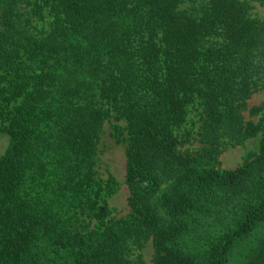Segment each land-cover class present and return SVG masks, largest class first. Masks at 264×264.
<instances>
[{
	"label": "trees",
	"instance_id": "trees-1",
	"mask_svg": "<svg viewBox=\"0 0 264 264\" xmlns=\"http://www.w3.org/2000/svg\"><path fill=\"white\" fill-rule=\"evenodd\" d=\"M250 2L264 6L0 0V264H147L133 256L147 241L152 264H264V117L249 119L264 105L248 108L264 21ZM107 122L125 144L121 217L119 183L99 173Z\"/></svg>",
	"mask_w": 264,
	"mask_h": 264
},
{
	"label": "rangeland",
	"instance_id": "rangeland-1",
	"mask_svg": "<svg viewBox=\"0 0 264 264\" xmlns=\"http://www.w3.org/2000/svg\"><path fill=\"white\" fill-rule=\"evenodd\" d=\"M204 0H199L203 2ZM189 4H185L183 7H188ZM251 10L250 15L254 18L264 21V6L258 2H250ZM39 27H47L48 23L38 22ZM264 105V88L254 93L248 100V108L260 107ZM249 118L248 113H245ZM264 117V106L259 115L250 117L249 119L257 122ZM112 127L111 122H107L101 134V140L98 145L99 155V173L103 177H107L111 174L119 183L118 191L108 199V206L112 209V216L121 217L128 212L127 197L128 192L124 183V169H125V144H117L115 139L111 135ZM261 134L255 138L246 140L241 146L230 148L227 147L220 155L219 161L222 169H234L240 164L244 157L248 153H254L258 151L259 141ZM8 137L4 134L0 135V155L5 151L8 146ZM196 143L192 148L196 147ZM133 256H140L147 264H152L154 249L152 243L147 241L141 248L133 251Z\"/></svg>",
	"mask_w": 264,
	"mask_h": 264
}]
</instances>
